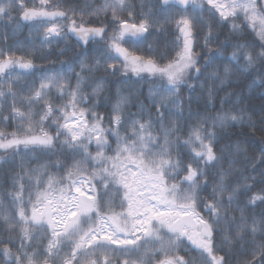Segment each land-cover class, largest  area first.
<instances>
[{"label": "snow or ice", "instance_id": "6c2138e0", "mask_svg": "<svg viewBox=\"0 0 264 264\" xmlns=\"http://www.w3.org/2000/svg\"><path fill=\"white\" fill-rule=\"evenodd\" d=\"M0 264H264V0H0Z\"/></svg>", "mask_w": 264, "mask_h": 264}, {"label": "trees", "instance_id": "16d2710c", "mask_svg": "<svg viewBox=\"0 0 264 264\" xmlns=\"http://www.w3.org/2000/svg\"><path fill=\"white\" fill-rule=\"evenodd\" d=\"M22 31L24 32V33H26L27 31H28V29L27 28H24V29H22ZM19 35V34H18ZM19 38H23L22 36H19ZM38 63H39V61H38ZM46 63V62H45ZM184 94L185 95H187V92H186V90H185V92H184Z\"/></svg>", "mask_w": 264, "mask_h": 264}]
</instances>
